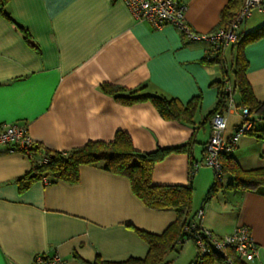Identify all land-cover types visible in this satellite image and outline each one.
<instances>
[{
    "label": "crops",
    "instance_id": "crops-1",
    "mask_svg": "<svg viewBox=\"0 0 264 264\" xmlns=\"http://www.w3.org/2000/svg\"><path fill=\"white\" fill-rule=\"evenodd\" d=\"M177 1L186 6L185 21L197 35L220 28L230 2ZM263 26L264 12L253 10L239 34ZM210 52L208 44L187 42L173 26L155 31L136 21L121 0H3L0 127L24 126L35 146L56 153L110 142L117 132L126 133L140 153L189 145L158 162L152 179L160 186L191 185L195 214L215 178L207 167L191 176L190 166L204 156L209 116L218 102L216 84L226 71L233 82L238 48H224L218 64L207 62ZM240 54L252 95L264 104V36L245 44ZM103 85L191 104V122L164 120L149 102L122 105ZM227 117L230 137L239 112ZM230 117L237 121L229 123ZM250 117L252 134L242 136L230 156L243 172L264 170V118L258 112ZM31 169L30 158L0 148V264H32L42 255H57L65 264L144 260L149 246L140 232L159 236L176 222L173 210L146 207L127 177L100 166H81L75 183L34 181L20 190L18 180ZM234 184L230 173L222 175L220 188L203 207L202 228L222 238L246 227L258 252L243 262L264 264V188L229 187ZM213 259L211 264H220Z\"/></svg>",
    "mask_w": 264,
    "mask_h": 264
},
{
    "label": "trees",
    "instance_id": "trees-1",
    "mask_svg": "<svg viewBox=\"0 0 264 264\" xmlns=\"http://www.w3.org/2000/svg\"><path fill=\"white\" fill-rule=\"evenodd\" d=\"M2 3L3 0H0L1 6ZM241 4L242 0H230L222 11L221 27L225 26L234 16ZM262 36H264V26L247 35L239 34L235 43L238 52L231 69L233 82H230L228 71H226L224 80L216 84L218 102L209 116L210 119L217 113H223L226 109L228 98L226 88L228 86L231 87L233 95L239 98V104L237 105L235 102L237 108L245 107L250 114L258 112L259 116L264 118V104L256 102L252 95L251 88L245 79L246 63L240 54V50L245 44ZM221 56L222 51H211L207 57V62L218 64L222 60ZM102 90L122 105L149 102L164 120L190 123L193 116L194 110L191 104L183 107L173 99L169 100L155 95L138 96L140 90L130 92L109 85H103ZM252 132L249 134H252ZM188 146L140 153L134 149L129 136L123 132H117L110 142H88L83 147L69 152H48L35 146L32 150L33 156L30 159L32 163L31 172L25 178L18 180L19 186L20 190H24L34 181H42L44 184H53L58 180L75 183L78 181L79 168L88 165H97L105 171L127 177L131 183L134 195L146 207L155 211L173 210L176 214V222L159 236L140 232V235L149 246L148 255L144 260L130 259L121 262L96 260L92 264H162L165 257L175 250L176 247H183L185 242L181 240L189 236L188 233H185L184 228L194 222L196 213H192V186L155 185L152 179L154 167L171 153L187 151ZM230 156L221 159L223 174L230 173L234 178L235 186H229L230 188H264V170L243 172L236 164H232ZM219 184L220 182L215 179L214 184L204 197L202 208L215 196V193L220 188ZM232 257L234 264H245L244 262H246L235 258L233 255ZM196 259L197 252L193 264H198ZM213 260V256H209L204 258L201 264H211Z\"/></svg>",
    "mask_w": 264,
    "mask_h": 264
},
{
    "label": "built area",
    "instance_id": "built-area-1",
    "mask_svg": "<svg viewBox=\"0 0 264 264\" xmlns=\"http://www.w3.org/2000/svg\"><path fill=\"white\" fill-rule=\"evenodd\" d=\"M136 21L146 22L155 31L165 26H173L187 42H204L212 52L223 51L229 45L235 44L239 37L240 27L250 18L253 10L264 12L262 0H243L239 10L225 26L205 35L194 34L185 21L186 6L177 0H121ZM228 94L226 109L217 113L211 119V135L205 146L204 156L200 162L192 163L190 175L199 168L212 169L216 181L222 180L221 159L232 154L238 140L253 130L251 114L245 107L237 108L231 87L226 88ZM239 112V124L230 137H226L228 114ZM34 141L24 126L4 124L0 127V148L10 152H20L32 158ZM45 162V160H43ZM204 208L195 214V220L184 228L189 236L181 241L193 242L197 252V263L201 264L206 257L219 259L220 264H234L232 255L240 260L251 262L258 252L257 246L250 237L246 227H237L231 235L218 238L202 228ZM189 237V240H188ZM230 252V253H228ZM32 264H65L57 255L37 256Z\"/></svg>",
    "mask_w": 264,
    "mask_h": 264
},
{
    "label": "rangeland",
    "instance_id": "rangeland-1",
    "mask_svg": "<svg viewBox=\"0 0 264 264\" xmlns=\"http://www.w3.org/2000/svg\"><path fill=\"white\" fill-rule=\"evenodd\" d=\"M235 102L237 103V98L234 96ZM234 120L237 121V118L230 117L229 123ZM197 200L202 199V194L197 193ZM201 197V198H200ZM196 258L195 246L191 241L186 242L183 247H176L175 250L170 252L164 259L162 264H193Z\"/></svg>",
    "mask_w": 264,
    "mask_h": 264
}]
</instances>
